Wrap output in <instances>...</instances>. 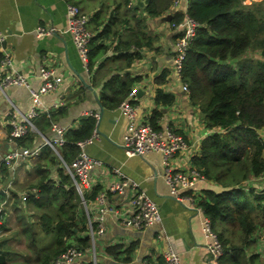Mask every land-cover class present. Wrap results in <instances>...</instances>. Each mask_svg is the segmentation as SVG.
Instances as JSON below:
<instances>
[{
  "label": "crops",
  "instance_id": "obj_1",
  "mask_svg": "<svg viewBox=\"0 0 264 264\" xmlns=\"http://www.w3.org/2000/svg\"><path fill=\"white\" fill-rule=\"evenodd\" d=\"M174 1L162 14L154 16L150 12L148 0H0V30L6 35L5 52L0 53V77L12 72L23 74L34 89L42 84L39 77L42 67L55 70L60 78L56 89L42 97V114L33 120L35 125L45 127L42 135L48 139L56 138L53 125L79 130L83 126L82 121L87 119L85 112L99 113L101 121H97L95 130H99L100 138L88 148V152L106 163V166L94 173V189L102 190L118 181L112 175L113 169L118 168L127 178L137 182L160 209L161 224L145 230L124 228L112 214L105 216L106 232L96 240L78 230L75 238L83 246L86 244V249L72 264H143L144 261L161 264L170 248L179 254L182 264H209L208 241L202 230L204 215H198L193 204L179 203L171 194L163 178L161 154L127 157L122 146L130 121L120 106L111 108L104 101V96H112L110 89L106 88L108 83L118 77L121 82L130 84L131 92L136 91L135 98L129 95L126 98L135 107V125L149 123L155 111L161 112L163 115L157 123L159 129L172 127L188 143V150L172 159V167L176 171L198 168L203 142L216 133H227L207 128L200 105L193 103L190 94L183 88L185 83L175 71L174 45L192 0H182L179 7L174 6ZM249 1L252 0H246L245 3ZM68 4L77 5L90 17L89 27L94 33L95 46L107 48L89 72L83 66L73 38L64 33ZM178 19L182 21L177 23L179 27H174ZM40 28H52L53 33L41 37ZM5 56L10 64H2ZM244 58L264 60L261 51L257 50L246 53ZM163 71L168 73L167 80L165 84L159 85L156 81ZM159 89L174 96L173 105L156 103ZM12 105L22 113L29 112L33 107L29 88L11 87L5 94L0 93V150L4 153L18 148L16 143L9 140ZM100 105L104 109L103 114ZM45 119L50 121L49 127ZM258 134L264 142V128L258 130ZM44 146V139L37 136L33 145L26 149H39L41 155ZM40 155L15 160L11 166H6L7 175L0 181V253L7 258V264H32L28 258L44 254L47 248H38L33 242L31 231V236L27 235V230L20 227L19 221L29 220H17L19 211L20 215L23 211L27 212L25 206L28 200L23 195H28L27 190L34 194L38 192L35 189L38 174L34 167ZM8 184L10 187H7ZM238 190L254 203L253 218L259 216L261 220L264 215L259 207L261 201H255V197L264 194V173L257 177L245 168L230 171L224 168L219 178L208 179L207 183L184 192L192 195L194 203L199 204L207 200L204 191L219 195ZM92 192L87 191L85 194L89 208L81 206L84 220L79 223L80 228H86L90 217L101 215L95 195L88 198ZM13 194L18 197V201ZM127 203L124 197L109 195L107 198L110 207H126ZM34 214V209L27 214L31 222L36 221ZM215 229L223 239H229L233 244H240L245 238L246 231L241 223L237 226L219 223ZM42 233L39 228L41 240L47 242L49 247L54 238L44 237ZM254 234L257 235L248 239L250 247L247 258L258 253L255 241L259 236H264V228L258 226Z\"/></svg>",
  "mask_w": 264,
  "mask_h": 264
},
{
  "label": "trees",
  "instance_id": "obj_2",
  "mask_svg": "<svg viewBox=\"0 0 264 264\" xmlns=\"http://www.w3.org/2000/svg\"><path fill=\"white\" fill-rule=\"evenodd\" d=\"M148 1L150 12L155 16L167 10L174 0ZM245 1L192 0L188 8L189 16L200 24V28L189 46L180 78L188 86L193 103L200 105L207 128L227 132L224 135L216 133L202 144L197 164L210 180L219 178L224 168L229 171L245 168L257 177L264 173V142L258 134V130L264 128V60L244 58L246 53L256 50L261 51L264 58V0ZM181 21L178 19L174 25ZM106 51L104 46H95V39H92L89 71ZM167 76L168 73L163 71L156 83L165 84ZM106 88L110 89L112 96H104V101L111 108L119 107L131 93L130 84L121 82L118 77L113 78ZM156 94L157 104L171 106L175 102L174 96L161 89ZM162 115L155 111L149 122L156 130L159 129L157 123ZM44 121L49 127L50 121ZM82 123L79 130L68 131L66 143L57 147L59 155L50 146L43 147L34 167L38 174L35 187L38 192L34 194L27 190V212L23 211L20 215L19 211L17 214V220H29L19 223L22 230H27V235L31 236L32 233L35 245L38 248L47 247L44 254L28 258L32 264L49 263L71 245L86 249V244L83 246L75 238L78 230L88 234V225L83 229L79 226L84 220L81 199L60 160L61 157L66 164L71 165L80 152L77 143L93 134L96 120L87 118ZM36 127L40 132H45L43 125ZM36 138V134H30L17 140V145L19 148H29ZM6 173L4 167L2 180ZM99 191L98 188L94 189L88 198L96 196ZM204 192L207 200L198 205L211 220L214 229L219 223L236 226L241 223L246 231L240 244H233L219 234L225 249L220 264H264V258L259 253L247 258L250 247L248 239L258 231V226L264 228V215L261 220L259 216L253 218L254 203L240 190L219 195ZM16 199L18 201V197ZM255 201L263 203L259 207L264 213V194L257 195ZM31 209L35 210V222L27 217ZM39 228L44 237L53 236L54 241L49 247L47 242L41 240ZM6 262L7 258L0 253V264Z\"/></svg>",
  "mask_w": 264,
  "mask_h": 264
},
{
  "label": "built area",
  "instance_id": "obj_3",
  "mask_svg": "<svg viewBox=\"0 0 264 264\" xmlns=\"http://www.w3.org/2000/svg\"><path fill=\"white\" fill-rule=\"evenodd\" d=\"M182 0H175L174 6L179 7ZM90 17L85 14L80 7L74 4L67 5V27L64 33L73 38V42L78 50L79 57L83 63L86 72H89V54L90 45L94 38V33L90 29ZM174 27H179L174 25ZM200 24L191 18L186 11L184 24L176 38L174 45V66L179 77L183 71L184 62L187 58L189 46L195 39ZM53 33V29L40 28L39 36H49ZM6 35L0 30V53L5 52L4 42ZM2 64H10L7 56L2 61ZM42 82L37 89L31 88L28 83V77L12 72L6 73L0 77V93L5 94L6 90L11 87H27L33 100V107L27 113H22L12 105L10 110L9 120V140L17 144V140L24 138L30 134H36L45 141V145L50 146L57 154L58 148L66 143V134L69 131L67 127H59L53 125L52 129L56 134V138L48 139L42 135L37 129L34 119L42 114V97L56 89L60 83V78L56 75L55 70L42 67L39 74ZM184 90L189 93L188 86L184 85ZM136 91L129 94L130 98H135ZM120 109L130 121L129 131L124 138L123 149L127 157L143 156L149 153H158L162 155L164 167V181L171 190V194L179 203L193 204L198 215L203 214L202 230L207 239V251L209 253V264H220L224 256L225 249L220 239L219 234L215 231L211 220L205 215L201 206L194 203L192 195L186 194L185 190L194 188L199 184H205L208 178L198 168H191L187 171H176L172 167V159L179 153H184L188 150V143L179 135L174 128L166 126L158 130L154 129L149 123L135 125V107L129 99H125ZM47 114V113H46ZM87 118H94L96 122L100 119V114L97 112H85ZM100 136L97 130L93 134L77 143L80 152L71 165H68L60 157L66 173L70 176L76 191L81 198V205L85 209L89 208V200L85 194L87 191L94 190L96 184L93 176L98 169L106 166L102 160L91 156L88 148L93 145ZM40 155V150L35 149L30 151L25 148H17L13 152H3L0 150V181H2V172L4 167L11 166L12 163L19 159H31ZM112 175L118 178V181L110 183L106 188H103L95 196V202L99 206L101 212L100 217L88 220V235L93 240L101 237L106 232L105 216L108 214L114 215L120 226L132 230H145L156 224H161L162 217L158 204L153 201L140 187L137 182L127 178L118 168H114ZM7 187H10L8 184ZM109 195L124 197L127 200L126 207H110L107 205ZM27 199V195H23ZM97 221V225H96ZM84 250L76 245H71L59 257L52 260L50 264H72L83 255ZM143 264H157L151 261H144ZM161 264H182L179 254L170 248Z\"/></svg>",
  "mask_w": 264,
  "mask_h": 264
},
{
  "label": "rangeland",
  "instance_id": "obj_4",
  "mask_svg": "<svg viewBox=\"0 0 264 264\" xmlns=\"http://www.w3.org/2000/svg\"><path fill=\"white\" fill-rule=\"evenodd\" d=\"M179 26V25H178ZM202 112V111H201ZM185 139V138H184ZM186 140V139H185ZM186 142H187V140H186ZM22 176H24V174H22ZM107 187V186H106ZM105 187V188H106ZM217 227V226H216ZM215 231H216V229H215ZM217 232V231H216ZM218 233V232H217ZM219 234V233H218ZM257 234H254V235H251V238L252 237H255ZM262 242H264V236L263 235H261V236H259L258 237V239L255 241V244L258 246V253H259V255L261 256V257H263L264 258V250H262V245H263V243ZM259 247H260V249H259Z\"/></svg>",
  "mask_w": 264,
  "mask_h": 264
},
{
  "label": "water",
  "instance_id": "obj_5",
  "mask_svg": "<svg viewBox=\"0 0 264 264\" xmlns=\"http://www.w3.org/2000/svg\"><path fill=\"white\" fill-rule=\"evenodd\" d=\"M88 88H90L91 89V87L90 86H87ZM98 100V102L100 103V100L99 99H97ZM100 111L102 112V114H103V112H104V109H103V107L100 105ZM100 121H101V117H100ZM99 130L97 129V132H98ZM59 155V154H58ZM60 157V156H59Z\"/></svg>",
  "mask_w": 264,
  "mask_h": 264
}]
</instances>
